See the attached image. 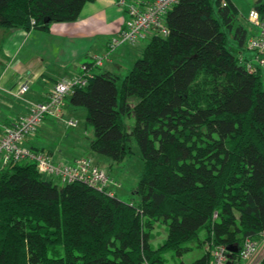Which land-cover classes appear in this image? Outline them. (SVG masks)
<instances>
[{
    "label": "trees",
    "instance_id": "trees-1",
    "mask_svg": "<svg viewBox=\"0 0 264 264\" xmlns=\"http://www.w3.org/2000/svg\"><path fill=\"white\" fill-rule=\"evenodd\" d=\"M87 1L0 0V30H48ZM253 8L264 20V0ZM166 23L124 76L91 72L65 97L86 109L92 151L121 161L135 139L138 198L47 178L33 161L2 164L0 264H165V251L182 255L191 240L204 252L188 264H209L208 243L264 230V71L241 52L253 33L232 0H177ZM157 223L167 235L154 244Z\"/></svg>",
    "mask_w": 264,
    "mask_h": 264
},
{
    "label": "crops",
    "instance_id": "crops-1",
    "mask_svg": "<svg viewBox=\"0 0 264 264\" xmlns=\"http://www.w3.org/2000/svg\"><path fill=\"white\" fill-rule=\"evenodd\" d=\"M127 17L126 6L119 5L117 0H90L84 4L76 20L52 22L48 30H25L21 27L1 29L0 51L10 47L12 54L0 70V132L3 123L26 113L33 103L43 101L57 80L79 73L80 65L84 62L90 65L91 72L110 70L118 74L121 69L127 71L128 63L135 61L134 48L124 43L109 49L110 39L120 31ZM102 55H106L103 63L94 65L95 58ZM38 79L51 84V87L38 97L29 96L27 92ZM24 83L28 84V89L20 94V87ZM76 109L70 107V112ZM63 115L60 119L65 128L70 127L64 123L65 120L76 121L73 116L64 118ZM89 137L85 143L87 148ZM74 138L72 150L69 151L46 147L55 160L72 161L81 155H90L97 162L101 161V157L95 154L73 153L79 144L78 137ZM27 142L39 145L30 139H25L23 144L28 145ZM106 167L114 181L119 182L112 173L111 161L107 162Z\"/></svg>",
    "mask_w": 264,
    "mask_h": 264
},
{
    "label": "built area",
    "instance_id": "built-area-1",
    "mask_svg": "<svg viewBox=\"0 0 264 264\" xmlns=\"http://www.w3.org/2000/svg\"><path fill=\"white\" fill-rule=\"evenodd\" d=\"M125 5L128 14L120 31L109 41V49L129 43L141 46L142 42L154 35H167L166 16L177 0H117ZM248 20L259 27V32L252 34L247 40V48L253 51L252 61L264 71V20L260 12L252 8ZM106 55L97 56L94 65H101ZM251 69V62L248 64ZM91 74L88 63L80 65V72L71 77H63L55 82L43 101L33 103L29 110L3 124L0 132V166L11 160H27L36 163L38 170L50 178L62 183L82 180L99 189H105L113 195L114 179L106 169L96 164L88 156H79L72 161L55 160L42 151H35L23 141L34 134L39 125L48 116L62 117L65 97L76 85H85ZM28 89L24 83L20 94ZM67 125L77 124L73 119L64 122ZM216 215V214H215ZM236 245L232 251L229 245ZM210 253L209 264H264V230L255 235H246L240 242L224 243L212 241L206 245Z\"/></svg>",
    "mask_w": 264,
    "mask_h": 264
},
{
    "label": "rangeland",
    "instance_id": "rangeland-1",
    "mask_svg": "<svg viewBox=\"0 0 264 264\" xmlns=\"http://www.w3.org/2000/svg\"><path fill=\"white\" fill-rule=\"evenodd\" d=\"M234 3H236L238 9H239V21L243 23L248 29L249 32L252 34H255L259 32V27L255 24L251 23L248 20V15L250 10L253 8V5L256 0H232ZM1 31V30H0ZM2 32V31H1ZM0 32V33H1ZM2 34V33H1ZM229 45L233 46L237 49V47L234 45V40L231 34L229 33ZM1 36V35H0ZM149 39H146L144 42H142L141 46H132L129 43H125V46L134 48V53L136 60L138 57L142 55V49L145 46L146 43H148ZM2 42V39L0 38V43ZM242 54L247 55L249 57L253 56V51L249 50L248 48L242 49ZM10 47L2 48L0 51V70L2 67L10 60ZM134 61H131L128 63V70L124 71V69H121L119 71V75L124 76L133 66ZM263 82H264V75H263ZM32 89L27 92V94L34 95L35 97H38L41 93L47 91L51 84L45 83L44 80L38 79V81L35 84L31 85ZM27 95V96H28ZM16 98V97H15ZM22 100V99H21ZM70 107H76L77 109L71 113ZM76 118V121L78 123V126H70L65 128L62 126V121L60 117H52L48 116L40 125L39 129L36 133L32 134L28 139H30L33 143L36 142L39 145L48 146L49 148H61L63 151H69L72 150V144L75 141V136L78 137L79 144L77 145L78 148L73 150V153H79V154H95L101 157V161L97 162L96 159H93L96 163H98L102 168L107 170V162H112V173L113 175L120 180L119 182L117 180L113 183V190L116 192L117 197L126 200H136L138 196L135 194L134 189L135 186L141 176L142 168H143V159L141 157L140 148L133 139L131 146L133 149V152L129 155H127L123 160L121 161H114L110 157L96 153L92 151L90 148L86 147V142L88 141V136H93L94 129L92 124L87 123L86 121V109L84 107L79 106H73L71 104H66L64 107V118ZM134 123V114L126 116V125L130 129L133 126ZM89 137V138H90ZM84 156V155H81ZM90 156V155H87ZM45 177L49 178L47 175H44ZM204 230L200 231V234H203ZM154 238L152 242L158 243L162 240V238H165L167 235V229L166 226L162 223H157L154 228ZM188 245L191 246V248L187 251H185L182 255H177L173 250H167L163 253V255L166 257L165 264H178L180 261L185 262L186 264L190 263L192 260H194L196 257L201 255L204 252V247L202 245H199L197 240H191L188 242Z\"/></svg>",
    "mask_w": 264,
    "mask_h": 264
},
{
    "label": "water",
    "instance_id": "water-1",
    "mask_svg": "<svg viewBox=\"0 0 264 264\" xmlns=\"http://www.w3.org/2000/svg\"><path fill=\"white\" fill-rule=\"evenodd\" d=\"M229 248L232 250V251H236L237 250V246L236 245H229Z\"/></svg>",
    "mask_w": 264,
    "mask_h": 264
}]
</instances>
